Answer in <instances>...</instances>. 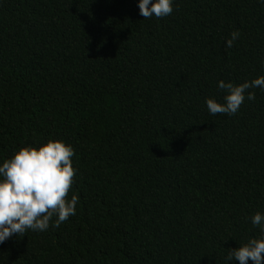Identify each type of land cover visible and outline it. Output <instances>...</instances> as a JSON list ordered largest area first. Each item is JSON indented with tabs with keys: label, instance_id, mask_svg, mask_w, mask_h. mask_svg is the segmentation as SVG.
Wrapping results in <instances>:
<instances>
[{
	"label": "trees",
	"instance_id": "16d2710c",
	"mask_svg": "<svg viewBox=\"0 0 264 264\" xmlns=\"http://www.w3.org/2000/svg\"><path fill=\"white\" fill-rule=\"evenodd\" d=\"M138 2L0 0V163L63 141L79 197L59 227L0 244V264H239L228 252L261 237L264 90L233 116L205 101L264 76V3L144 19Z\"/></svg>",
	"mask_w": 264,
	"mask_h": 264
},
{
	"label": "clouds",
	"instance_id": "9594fccd",
	"mask_svg": "<svg viewBox=\"0 0 264 264\" xmlns=\"http://www.w3.org/2000/svg\"><path fill=\"white\" fill-rule=\"evenodd\" d=\"M174 3L175 0H139L137 7L144 19L163 18L173 13ZM239 36V31L232 32L226 47L231 48ZM217 88L227 94L222 103L207 99L208 113L233 116L245 99H255V94L248 89L264 90V76L240 85L218 81ZM74 155L71 145L49 140L39 148H21L12 158L0 163V244L13 236H23L28 230L44 232L49 229L50 221L52 227H59L76 214L79 197L72 195L67 199L76 174ZM251 223L260 229L261 237L229 251L228 262L248 264L251 260L252 264H264V213L256 212Z\"/></svg>",
	"mask_w": 264,
	"mask_h": 264
}]
</instances>
